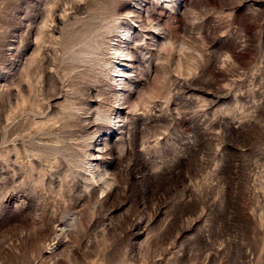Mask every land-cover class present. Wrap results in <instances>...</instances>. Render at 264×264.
I'll return each instance as SVG.
<instances>
[{"label": "rangeland", "instance_id": "374dc122", "mask_svg": "<svg viewBox=\"0 0 264 264\" xmlns=\"http://www.w3.org/2000/svg\"><path fill=\"white\" fill-rule=\"evenodd\" d=\"M0 264H264V0H0Z\"/></svg>", "mask_w": 264, "mask_h": 264}]
</instances>
